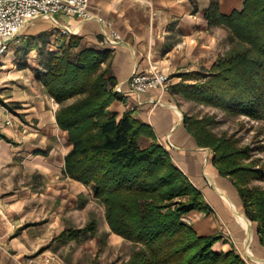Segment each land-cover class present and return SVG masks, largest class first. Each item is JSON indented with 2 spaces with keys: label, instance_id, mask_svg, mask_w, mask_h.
<instances>
[{
  "label": "crops",
  "instance_id": "crops-1",
  "mask_svg": "<svg viewBox=\"0 0 264 264\" xmlns=\"http://www.w3.org/2000/svg\"><path fill=\"white\" fill-rule=\"evenodd\" d=\"M213 2L228 15L243 0H89L92 19L36 18L0 52V264H25L42 251L58 253L64 264H110L112 252L131 244L110 230L92 185L65 173L72 144L56 123L58 103L36 77L45 53L67 51L76 61L85 49L105 54L101 66L114 93L109 113L116 120L129 113L146 126L151 134L141 135L139 146L161 145L204 197L208 209L188 212L189 225L198 235H219L214 251L234 249L249 264H264L256 226L240 213L234 186L184 125L190 103L171 90L134 93L127 85L134 72L162 71L172 85L208 76L229 47L227 28L208 20ZM64 26L72 31L63 33ZM87 226L93 229L61 236Z\"/></svg>",
  "mask_w": 264,
  "mask_h": 264
},
{
  "label": "trees",
  "instance_id": "trees-1",
  "mask_svg": "<svg viewBox=\"0 0 264 264\" xmlns=\"http://www.w3.org/2000/svg\"><path fill=\"white\" fill-rule=\"evenodd\" d=\"M208 20L228 30V49L210 74L194 83L180 81L170 90L191 105L216 108L228 116H247L264 124V0H243L228 15L211 3ZM105 54L92 49L71 61L67 51L45 53L37 80L57 103V125L72 144L64 171L91 184L110 230L131 243L126 264H249L234 249L216 252L218 234L198 235L182 221L191 210L206 211L200 191L156 143L141 148L138 139L150 130L125 113L116 120L108 111ZM183 122L199 146L213 153L218 173L234 186L245 216L256 225L264 247V162L234 134L217 133L213 115L185 113ZM69 229L62 237L81 231ZM47 245L46 247H48Z\"/></svg>",
  "mask_w": 264,
  "mask_h": 264
},
{
  "label": "built area",
  "instance_id": "built-area-1",
  "mask_svg": "<svg viewBox=\"0 0 264 264\" xmlns=\"http://www.w3.org/2000/svg\"><path fill=\"white\" fill-rule=\"evenodd\" d=\"M62 14L73 17L78 21L92 19L94 16L89 9V0H0V52L6 50L8 43L17 37L22 29L39 17L49 18L57 22L55 16ZM72 30L68 26L62 28L65 34ZM114 41L120 35L111 29ZM128 88L134 93H143L148 89H157L160 92L170 91L169 76L158 70L150 72H134L127 80ZM0 104V114L3 110ZM6 123H9L7 120ZM182 221L189 224L188 218L183 216ZM25 264H64L55 252L42 251L27 258Z\"/></svg>",
  "mask_w": 264,
  "mask_h": 264
},
{
  "label": "rangeland",
  "instance_id": "rangeland-1",
  "mask_svg": "<svg viewBox=\"0 0 264 264\" xmlns=\"http://www.w3.org/2000/svg\"><path fill=\"white\" fill-rule=\"evenodd\" d=\"M14 39H17V37ZM190 110L192 113H198L199 115L204 113L213 115L217 121V124L214 127L215 132L222 133L226 131L228 134H234L239 139L241 145H248L251 147L252 158H258L261 162H264V124L262 121L250 119L244 115L235 117L228 116L216 108L203 105L190 104ZM254 184H258L264 188V181H255ZM240 213L246 218L250 225H255V223L252 224V222L245 216L241 207ZM130 251L131 244L126 242L122 243L117 248V251L112 252L111 262L109 263L113 264L112 262L116 261V264H126L129 257L125 259L124 256L129 255ZM56 254L60 257L58 253Z\"/></svg>",
  "mask_w": 264,
  "mask_h": 264
}]
</instances>
